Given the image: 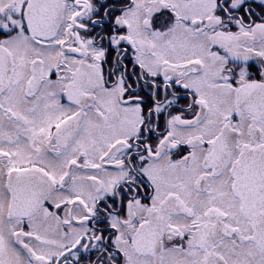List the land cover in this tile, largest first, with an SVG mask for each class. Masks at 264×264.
<instances>
[{"label":"snow or ice","instance_id":"1","mask_svg":"<svg viewBox=\"0 0 264 264\" xmlns=\"http://www.w3.org/2000/svg\"><path fill=\"white\" fill-rule=\"evenodd\" d=\"M0 264H264V0H0Z\"/></svg>","mask_w":264,"mask_h":264}]
</instances>
